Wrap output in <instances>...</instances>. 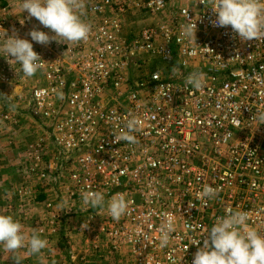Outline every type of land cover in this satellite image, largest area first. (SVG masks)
<instances>
[{
    "label": "built area",
    "instance_id": "obj_1",
    "mask_svg": "<svg viewBox=\"0 0 264 264\" xmlns=\"http://www.w3.org/2000/svg\"><path fill=\"white\" fill-rule=\"evenodd\" d=\"M212 2L84 0L88 38L33 41L44 65L34 76L0 53L1 82H33L32 114L44 131L30 146L34 160L50 161L48 171L71 165L73 195H125L126 214L117 221L105 210L101 220L131 264H191L228 209L247 212L264 234V121L256 118L264 113V38L244 41L230 26H214ZM8 11L0 41L49 32L21 8ZM135 14L144 24L127 27ZM186 20L196 22L192 41L181 35ZM193 72L205 74L202 89L186 83ZM133 116L141 121L136 143L117 142ZM205 186L217 190L206 202L197 198ZM165 213L176 227L162 249Z\"/></svg>",
    "mask_w": 264,
    "mask_h": 264
},
{
    "label": "clouds",
    "instance_id": "obj_2",
    "mask_svg": "<svg viewBox=\"0 0 264 264\" xmlns=\"http://www.w3.org/2000/svg\"><path fill=\"white\" fill-rule=\"evenodd\" d=\"M22 12L36 18L49 32L32 30L29 39L7 35L0 41V53L20 66L24 77H32L44 65L41 56L34 51L33 41L47 44L51 41L66 44L86 40L91 26L86 23L84 15V0H21ZM211 9L216 14L213 25L217 27L230 26L233 32L244 41L264 38V0H213ZM187 16V14H186ZM186 20L182 25L181 35L192 41L197 30L196 22ZM187 84L199 90L206 86L205 74L193 72L187 77ZM264 121V113L256 117ZM141 127V121L132 117L125 125L124 131L115 137L128 143H136L134 133ZM217 190L205 186L197 193L202 201L213 199ZM82 204L89 209L106 210L113 220H119L128 210V201L123 193H116L110 199H105L103 191H84L81 194ZM174 218L165 213L159 228V247L166 248L170 243L171 234L175 231ZM203 240V246L198 247L191 264H264V234L250 223L249 214L241 210H226L223 216L216 219ZM48 240L40 234L24 231L22 223L9 214H0V249L11 255L16 264H22L18 255L24 250L27 255H42L48 247ZM193 245H199L200 240H194ZM43 264V261H41ZM172 264H176L173 260ZM181 264V261H180Z\"/></svg>",
    "mask_w": 264,
    "mask_h": 264
},
{
    "label": "rangeland",
    "instance_id": "obj_3",
    "mask_svg": "<svg viewBox=\"0 0 264 264\" xmlns=\"http://www.w3.org/2000/svg\"><path fill=\"white\" fill-rule=\"evenodd\" d=\"M20 3L0 0V19L2 8L5 16L8 10L15 15ZM125 23L129 28L140 27L144 19L139 14L130 15ZM32 84L14 78L9 85L0 81V148L6 145L0 153V214L12 215L25 232H36L49 242L40 256L21 250L22 264H131L129 257L115 253L113 242L106 237L101 220L105 210L86 208L80 194H71L67 173L73 167L63 166L61 170L58 162L55 170L48 171L50 161L38 162L29 153L31 144L44 134L32 114ZM6 95L11 103H6ZM9 168L14 171L9 172ZM0 264L16 261L4 252Z\"/></svg>",
    "mask_w": 264,
    "mask_h": 264
},
{
    "label": "crops",
    "instance_id": "obj_4",
    "mask_svg": "<svg viewBox=\"0 0 264 264\" xmlns=\"http://www.w3.org/2000/svg\"><path fill=\"white\" fill-rule=\"evenodd\" d=\"M12 1H14V0H12ZM18 142H20V141H18ZM2 146H5L3 149L2 148H0V153H1V149L2 150H5L6 149V145H2ZM17 163V162H16ZM3 168V167H2ZM11 171H14V168H9V172H11ZM15 173V172H14ZM16 174V173H15ZM4 255V252L3 251H1L0 252V257H2Z\"/></svg>",
    "mask_w": 264,
    "mask_h": 264
}]
</instances>
